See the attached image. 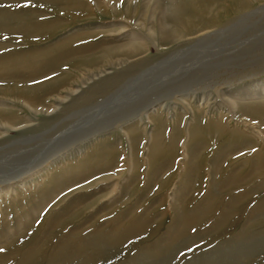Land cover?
Instances as JSON below:
<instances>
[{
    "label": "rangeland",
    "instance_id": "rangeland-1",
    "mask_svg": "<svg viewBox=\"0 0 264 264\" xmlns=\"http://www.w3.org/2000/svg\"><path fill=\"white\" fill-rule=\"evenodd\" d=\"M81 1H83L87 7V10L82 13V16L75 15L73 11L72 13H68L67 11H61L59 10L58 8L59 6L56 3L44 2L43 0L42 1L41 0L40 1L39 0H1L0 1V8L5 9L8 12L11 11H12L11 13L23 12L27 16L35 14L33 18L36 19L37 21L55 23L52 27H49L43 30L42 32L38 33L39 34L38 37H31V36L25 37L23 35L16 36V34L9 35L4 32L0 33V45L3 46L8 45L6 49L3 48L0 50V54L1 55L8 54V55H16V56L24 55L28 57L32 53H35L37 51H42L45 49L50 50V48H51V55L56 53L60 54L65 50L68 51L64 56V59L66 60L70 58V60L72 59L71 62L69 61L66 64L61 65L57 71L49 74L45 78L44 77L42 78L43 80H45L51 77H57L63 74L64 72L65 74L68 73L70 75L69 76L70 78L69 80H67L68 82L67 81L64 82L65 85L64 83L62 84L63 86L67 87V84L69 83H75L79 85L82 84V89L80 88L79 92L80 93L85 92V93L82 95V97L80 96L78 100L76 98L74 99L73 97L71 99L70 97L69 100H67L68 105L64 106L65 108L63 107L62 109L58 110L61 111V116L63 115L65 116L66 114L73 113L75 109H76L75 111H77L80 108H84V107L86 108L87 105L88 106L93 105L98 101H100L101 99H103L107 95V93H111L112 88L101 90L103 88L104 76H99L98 73L104 66L108 65L109 63L111 62L116 63L119 60H123V59L125 60L126 58L125 55L113 54L94 63L84 62L82 65H80L81 63H79L78 57L89 56L99 51L100 49L102 50L106 47H114L124 43L126 39H122L118 36H115L118 33H120V29L121 30L123 29L122 31H124L125 29L127 31L133 30L136 34H139V36L142 35L145 36V34H147L146 32H148V30L151 29V25L152 27L153 25L154 26L156 25L155 24L156 22L153 23V21H149L150 19L149 14L148 16L145 15L144 19L143 17L141 19V15H142L141 12L143 10L144 0H119L117 2H115L114 0H81ZM252 2L253 3H250L247 9L241 11H232V10L228 11L229 13H227L225 18L223 19L224 22L227 23V21L232 20L234 18H238V16L244 14L245 12H254L260 7H262V5L264 6V0H256V1L252 0ZM98 3H103L102 5L105 6L106 8L103 7V9H99L97 7ZM128 6H129V14L127 17H124L125 15L124 11H126ZM116 7L119 9L118 13H116L114 10L116 9ZM135 7L137 8L133 9ZM134 11H136V16L133 15L135 13ZM88 17H90L91 19ZM256 19H260V20L262 19L261 21L259 20L258 22L259 25H255V27L256 26L261 27L263 30L260 28L258 32H264V24L261 23L262 21L264 23V13L254 14L252 21L255 22ZM141 21L144 22L145 24H142ZM250 22L247 25H250L251 24ZM220 26L222 25L220 24ZM255 27L250 29L248 32L250 33L251 31H255L254 30ZM54 30H56V32H54ZM91 31H95V33L92 34ZM263 36L264 33L261 37L263 38ZM65 38L68 40L67 42H64L66 40ZM81 38L82 40H80ZM246 43H248V41ZM148 44H149L147 47L148 55L151 56V58H155L158 55V51L153 46V44L150 43ZM252 45L253 44L251 43L250 44L251 48H253ZM255 45H258V43H256ZM259 47L257 48L256 51V53L259 51L258 54L251 51L250 53H247L245 57H243L242 59L237 60L238 59L237 57H236L237 59L233 58L232 60L228 61V64L222 66L221 67L222 69L219 68L213 71L212 72V75L214 74L213 78L211 80L207 78L206 80L201 82L199 85H197L198 89L199 88L201 90H203L204 88L210 89L213 86H215V84L212 85V87L210 85V82L212 84V82L214 81L217 84L225 81L230 82L233 90H241V89L246 90V88H248L249 86L251 87L255 82L262 81L264 83V50H262V48ZM246 57L248 58L247 60ZM235 61L240 65L238 64L239 65L238 66ZM248 61L250 62L248 63ZM85 64H90V65H85ZM233 64L236 66H234ZM120 67L122 66L121 65L117 66L118 69H120ZM226 69H227V73L225 72ZM208 70L209 67H204L203 69H201L199 74L206 73ZM190 74H192V71L187 73L184 77L190 76ZM219 74L220 76H218ZM219 80L221 81L219 82ZM16 81L19 82V80ZM16 81L15 79H13L8 83H11L12 86L15 84L14 82ZM5 83H7V80H0V86L4 87V85H6ZM57 88L61 89V86L57 85L56 87L53 88L51 93H48L44 96L41 102L32 105L26 101H21L17 99L15 100V97L9 94H4V95L1 94V95L6 96V98H9L13 101H16L15 105L9 104L8 106H6L7 109H10L11 111L14 110L15 114L19 116V118L26 119L29 116L28 118L33 120L34 116L31 113V110L33 111L37 110L38 112H41L48 106L51 107V103H54L52 102V97H53L52 95H57L58 93ZM213 91L215 92V94L213 95L214 96L217 95L215 89H213ZM79 92L76 93L75 96H78L80 94ZM99 95L101 96L98 97ZM215 101H217L216 103L221 102V98H217L215 99ZM177 103L179 104V102L176 101L171 102L172 107L176 106V109H174L175 112L171 111L173 114L172 113L168 114L165 110H161V112H163V118L166 120L165 125L167 126V130H166L167 139L170 136V130L172 126L178 121V119H180L179 118L180 116H183V118L181 119L182 121L180 122L182 134L180 135L179 138L177 152L175 153L177 157L175 159L172 157L171 152L167 151L161 156H158L154 162L151 161L150 148L153 139L151 138L152 132L149 131V129L152 127L150 124H148V126L146 127V125L145 126L143 125L144 122L140 123L139 125L137 124L136 121L132 122L131 127H137L138 125V131H139L138 132L139 134H137L136 136H132V138L128 137L126 132H124L125 128L126 131H128L130 129L129 128L130 126L115 127L113 125L108 127L107 128L108 130H104L102 134L97 136L95 139H92L91 141H88L80 145L79 149L74 150L72 154L70 155L66 154L61 160H59L57 163L54 164V167H51L46 173L42 174L37 179L36 178L33 179L25 189L17 188L18 193L17 192L12 193V191H10L9 193L5 192L3 194V199L1 203V206L3 207L0 206V264H19L24 258V256L29 253L28 251L33 252V250H34V255H33L34 260L32 261L31 264H49L50 260L55 264H154V263L155 264H237L235 257H237V255L240 253V250L241 252L248 251V257H247L248 260L246 259L245 260L246 262L242 261V264L245 263L264 264V243L262 240L264 239L263 237L264 235H262L264 234V230H263L264 223L263 225H261L259 228L256 229L258 231L256 230L254 231V233L261 232L262 234L260 233V235H262V238H260V240H256V237H254V239L250 238L248 240V247H246L245 249L239 250L235 247L233 248L231 242L229 241V239H231L232 235L235 232L240 233L243 227L248 224L247 218L251 214L253 208L255 207L254 205L255 204L257 205L258 203H260V201H264V187L263 190L262 188H259L261 190L259 189L256 190L258 183L264 181V169L262 171L259 170L255 173V176L257 175V178L254 177L252 179L251 176L250 178H248V180H246L245 184H248L250 186L246 185L245 189L247 190L248 193L249 192L250 193L249 196L244 199L243 208L242 210H240L239 213H237L235 217V219L237 218V222H235L236 224L232 228H229L228 225L226 227V224H223V226H219V227L215 226L217 220L216 218L218 217L222 208L218 210L215 209L216 211L213 210L207 214L205 213L206 214L205 216L207 218L205 216H201L202 217L201 220L198 221V223L195 224L192 227V229L188 230L187 237H185L188 241L185 242L181 241L179 243L175 242L176 245L174 247L172 246L173 245L172 241L169 243L171 239L170 235L172 234L171 232H173L171 230V226L173 225L172 223H174V220L176 219L177 216L176 215L177 210H174L173 208L174 206L172 204V198L174 192L176 191L177 185H179L180 183L182 174L184 173L183 171L186 170V166L184 165L185 164L184 162L186 161V155H185V151H183L185 150L183 144L185 143L187 137L186 126L189 119H191L192 117L191 110L183 109L181 105L180 104L178 105ZM193 104L195 105V107L196 106L199 107L196 109H198V111L200 109V113L205 111L204 113L201 114V116L203 115L202 117H203L204 127L208 126V121H209L208 119H210L212 115H213V120H216L218 118V113H219L217 111L218 109L215 108L210 109L209 107H206L203 104L198 106L197 105L198 103L196 101L192 102L191 106H194ZM55 105L56 104H53V106ZM210 111H213V114ZM221 112L226 113L223 109L221 110ZM150 115H151L150 117L152 118L153 117L152 115H154V113H150ZM177 115H179V117ZM166 116L168 117L166 118ZM224 118L225 119L223 120V125H228L229 131H231V133L238 131L240 129L242 131L241 133H243V136L241 137L240 135L235 134V136L237 135V137H234V133H232L233 135L232 134L228 135L227 133L224 134L223 136L218 135V137H215L210 142L206 139V137H203L205 136L204 135L205 133L201 134L203 135L201 136L202 138L200 137V140L203 139L201 147L204 150H202L201 148L200 151L201 153L199 152L198 154V158H200L199 160L201 161V165L200 168H197L196 177H195L197 179H194L191 188L188 190L187 195L185 196L186 198L183 197V199H180L179 202L177 201L179 204L183 203L180 204L181 206L178 204L179 207L177 208L178 209L180 208L183 211L180 212H182V214H185L186 216L189 215L186 213H189V211H193L194 207L200 205L203 199L207 197V194L210 190L209 187L213 186L212 184L213 180L217 181L221 178L224 179V177L227 178L228 177L227 175L229 174L228 172H230L231 169L238 166L239 168H241V171H244L241 174L247 176L252 171L251 168H249L252 167V165H250L251 161H252L251 164L253 165L254 164L256 166L258 164H260L259 166L263 165L264 143L262 141H264L263 138L264 135L260 136L258 134L257 135L254 134L256 135L254 136L246 132L244 128L240 126L237 127L236 124H234L236 122L234 120H230L228 115L227 116L225 115ZM58 120L52 122L55 123ZM34 122L39 123L36 126L37 127L36 132H42V130H45L50 125L47 122V120L39 119L38 121L35 120ZM261 128L262 130H264V125L261 126ZM244 133L247 136H245ZM28 134H32V133L29 132ZM12 135L15 136L16 132H13ZM226 136H228L231 139L228 140L227 139L228 137ZM243 137L245 138V140L243 139ZM216 138L218 139V141L216 140ZM130 140L132 141L130 142ZM133 140L136 142H134ZM214 140L217 141L216 142L217 144H215ZM239 142H244V145L237 149V151L238 150L240 151L235 152L233 155L229 156L228 158H226L224 161L221 162V170L228 168L227 173L223 174L221 172L219 173L213 172V170L211 169L210 160L212 158V155H214L215 151H217L223 145L225 147L234 149L235 148L234 146L237 145V143ZM249 142L251 143L254 142V144L252 145ZM107 144L109 146H107ZM218 144H220L219 145L220 147L217 146ZM131 145L133 146V148L131 147ZM213 149L215 150L213 151ZM260 151H261V156H260L261 158L259 156H255L258 152L260 153ZM109 153H111V155H107ZM129 153L134 155L131 156V154ZM105 156L106 158H104ZM109 156L111 157V159ZM162 156L164 157L165 160L163 159ZM168 158L172 162L171 161L169 162ZM203 160L205 161L202 162ZM206 161L209 163H207ZM149 170L152 172H150ZM110 174L112 175L111 177ZM261 174L263 175V177ZM151 175L153 176L151 177ZM107 177L109 178L110 181L109 184L106 183L108 182L107 180L99 181L100 179ZM258 178H260L259 181H257ZM254 179L256 180L254 181ZM149 180L151 182H149ZM96 181L97 183H95ZM253 182L256 184H254ZM92 183L95 184L92 185ZM161 184H164V186ZM246 187L247 188L250 187V190L247 189ZM74 197L76 198V200ZM227 198L228 197H223L222 195L220 197H217L216 199L217 204L218 202L221 203V201L224 199L223 200L224 202L222 201V203L223 205H225L228 201ZM188 201L191 202L189 203ZM72 202L73 203L77 202L78 204L75 203L74 205ZM120 202L123 204L121 205ZM85 206L88 210L85 208ZM107 206L109 207V209H107L108 208ZM188 206H190L191 208H186ZM122 209L124 211L123 214L125 216L122 214ZM131 209H132V213H130ZM120 212L122 216L120 215ZM212 214H214V216H212ZM138 216H142L144 218L147 217V226L143 230L144 232H141V234L140 233L135 234L133 235V237L132 236L129 237L128 240L123 244L113 246V249L105 248L104 251L102 249V254H99L101 253L100 251L101 249L98 250V247H95L94 249L91 247H87L85 250H83L84 253L83 251H81L79 252L80 254H76V258L72 261L71 260L62 261L61 259H59L61 255H58L59 257H57V254H60L59 247L61 248V246L59 245H61V242L66 241L68 243V241H71L72 238L74 243L75 237L79 239L78 236H80V239L77 244L74 243L75 245H79V242L82 241L83 237H84L83 239L87 238V241L89 240L88 243L93 241V239L96 240V238H99L101 241H104L105 237L103 235H107V233H110L114 227H119V230L122 229L121 231H124L125 229L123 230V228H125V225L128 223L132 224L134 220L137 219ZM253 216H256V213ZM131 217H133V219ZM120 219H122V221H125L126 223L124 222L123 225H118ZM251 222L262 223L264 222V216L258 219L256 218ZM249 228L250 227H247L246 229L248 230ZM100 231L103 233H101ZM207 231L210 233H207ZM72 232L74 235L72 234ZM95 233H97V237ZM93 234H95L94 235L95 237L93 236ZM62 237L65 240L62 241L61 240ZM66 237L69 238L67 239ZM77 239H75V241ZM166 243H167V247H166ZM228 243L232 248L229 246ZM162 245L163 247H161ZM32 246H34V248ZM159 247H161L160 249L163 250L159 249L158 251ZM72 248L73 249L71 250L73 253L75 249L74 247ZM55 249H56V254H55ZM71 250L69 252H71ZM152 250H156L157 252L156 253L154 252L153 254ZM62 251L63 248L61 249V252ZM93 251L96 252L94 253ZM166 251H169V253ZM228 251H232L233 255L228 257L227 256ZM53 252H54V256L56 255L58 259L56 257L54 258V256L52 257L53 259L50 258ZM46 253H48L47 254L48 257ZM146 253L149 254L150 258ZM152 254L154 255V257ZM166 254H168L169 256H165ZM80 255L82 257H80ZM156 255L157 257H155ZM90 259L92 261H90Z\"/></svg>",
    "mask_w": 264,
    "mask_h": 264
},
{
    "label": "bare ground",
    "instance_id": "bare-ground-1",
    "mask_svg": "<svg viewBox=\"0 0 264 264\" xmlns=\"http://www.w3.org/2000/svg\"><path fill=\"white\" fill-rule=\"evenodd\" d=\"M43 1L50 2V3H56L59 6L58 7L59 10L67 11L68 13H72L73 11V13L77 16H80V15L82 16V13L87 10L85 3L81 0H43ZM114 1L117 2L119 0H114ZM250 3H253L252 0H144L143 10L141 12L142 13L141 19L142 17L144 19L145 18L144 16L145 15L148 16L149 14L150 15L149 21H153V23L156 22L155 26L153 25L152 27L151 25V29L148 30V32H146L147 34H145V36L143 35L139 36V34H136L133 30L127 31L125 29L124 31H122L123 29L122 30L120 29V33H118L115 36H118L122 39H126L124 43L114 46V47H106L102 50L100 49L99 51L89 56L78 57L79 63H81L80 65H82L84 62L94 63L96 61L102 60L103 58H106L107 56H110L113 54H120V55L126 56L125 60L124 59L119 60L116 63L111 62L108 65L104 66L98 73L99 76H104L103 88L101 90L112 88V92L107 93V95L103 99L100 98L101 100L98 101L97 103L90 105V106L87 105L86 108L85 107L80 108L77 111H75L76 110L75 109L74 112L72 111L73 113L66 114L65 116L64 115L61 116V111H58V110L68 105L67 100H69L70 97L71 99L73 97L74 99L76 98L77 100L79 99L80 96L82 97V95L85 93V92L84 93L79 92L80 88L82 89V84L79 85L75 83H69L67 84V87L63 86L62 84L66 82L67 80H69L70 78L69 77L70 75L68 73L65 74L64 72L63 74L57 77H51L45 80H43L42 78L43 77L45 78L49 74L57 71L61 65L66 64L69 61L71 62L72 59L70 60V58L66 60L64 59V56L66 55L68 51L65 50L61 52L60 54L56 53V54L51 55V48H50V50L45 49L42 51H37L35 53H32L28 57L24 55L16 56V55H8V54L1 55L0 54L1 55L0 56V80H7V83H5L6 85H4V87L0 86V206L2 203V199H3V194L5 192L9 193L10 191H12V193H16L17 188L25 189L27 185H29L33 179L35 178L37 179L42 174L46 173L51 167H54V164L57 163L59 160H61L66 154L68 155L72 154L74 150L79 149L80 145L88 141H91L92 139H95L97 136L101 135L104 130H108L107 128L113 125L115 127L130 126L129 127L130 129L126 131V128H125L124 132H126L128 137L132 138V136H136L137 134H139L138 125L140 123L144 122L143 125L144 126L146 125V127L148 126V124H150L152 127L149 129V131L152 132L151 138L153 139L151 142V148H150L151 149L150 150L151 161L154 162L158 156H161L167 151L171 152L172 157L175 159L177 157L175 153L177 152L179 138H180V135L182 134L180 122L182 121L181 119L183 118V116L179 117V115H177L180 119H178V121L172 126L170 130V136L167 139V136H166L167 126L165 125L166 120L163 118V112H161V110H165L168 114H171L172 113L171 111H174V109H176V106L172 107L171 102L176 101V102H179V104L181 105L183 109L191 110L192 117L191 119H189L187 123V126H186V136L187 137H186L185 143L183 144L184 149H185L183 151H185V155H186V161L184 162L185 163L184 165L186 166V170L183 171L184 173L182 174L180 183L179 185H177L176 191L174 190L175 192L172 198V204L174 206L173 208L174 210H177L176 212L177 216H176V219L174 220V223H172L173 225L171 226V230L173 232L170 231L172 234L170 235L171 239L169 243L172 241V244H173L172 246L174 247L176 245L175 242L179 243L181 241H184V242L188 241L185 238L187 237L188 230L192 229V227L195 224H197L198 221L201 220L202 218L201 216H205L207 213L213 210L216 211L220 208H222V210L220 211L218 217L216 218L217 220H216L215 226L219 227V226H223V224H226V227L228 225L229 228H232L236 224L235 222H237V218L235 219L237 213H239L240 210H242L243 208L244 199L247 198L250 193V192L248 193L247 190L245 189L246 185L250 186L248 184H245L246 180H248V178H250L251 176H252L251 177L252 179L254 177L257 178V175L255 176V173L259 170L262 171L264 169V159L263 158H262L263 165L261 166H259L260 164H258L257 166L255 164L253 165L251 164L252 163L251 161L250 165H252V167H249V168H251L252 171L247 176L241 174L244 171H241V168H239L238 166V167L231 169L230 172H228L229 174L227 175L228 176L227 178L224 177V179L221 178L217 181L213 180V183H212L213 186L209 187L210 190L207 194V197L205 196L206 198L203 199V201L201 200L202 202L200 203V205H198L197 207H194L193 211H189V213H186L189 215L186 216L185 214H182L183 211L180 208L178 209L177 207H179L178 206L179 200L183 199V197L187 195V192L191 188L194 179H197L195 178L197 168H200V165H201V161L199 160L200 158H198V154L202 148L201 144H202L203 139L200 140V137L203 136L201 135L202 133H205L204 134L205 136L203 137H206V139L210 142L215 137H218V135L223 136L224 134H227V133L228 135L234 133V137H237V135L235 136V134H238L242 137L243 133H241L242 131L240 129L238 131L231 133V131H229L228 125H223V120L225 119L224 117L225 115L226 116L228 115L230 120H234L236 122L234 124H236L237 127L240 126L244 128L246 132L252 135L254 134L256 135L258 134L260 136L264 135V130H262L261 128V126L264 125V83L262 81L255 82L251 87L249 86L248 88H246V90H242V89L233 90L231 87L232 86L231 83L226 82L225 79H224L225 82H222L219 84H217L215 81H214L215 83L212 82V84L210 82L211 87L212 85L215 84V86H213L210 89L204 88L203 90H201L199 88L200 89L199 91L198 86H197L201 82L206 80L207 78L211 80L214 76V74L212 75V72L215 71L216 69L221 68L222 66H225V64H228V61L232 60L233 58L237 57L238 59L237 58L236 59L239 60L245 57V55L247 53H250L251 51L256 53L257 48L260 45H261L260 47L262 48V50H264V36L263 38L261 37L264 32H258L261 27H257V26L255 27V25H259L258 22L260 19H256L255 22L252 21L254 14L264 13L263 5L262 7H260L254 12L244 11L245 12L244 14H241L240 16H238V18H234L232 20L227 21V23L224 22L223 20L225 16L227 15V13H229L228 11L230 10L241 11V10L247 9ZM102 4L103 3H98L97 7L99 9H103V7L105 6H103ZM136 8L137 7L133 9H136ZM114 10L116 13L119 12V9L117 7ZM11 12H8L7 10L0 8V33L4 32L9 35L16 34V36L23 35L25 37H30V36L38 37L39 36L38 33L42 32L43 30L49 27H52L55 24L54 22L37 21L36 19L33 18L35 14L27 16L23 12H15V13H11ZM134 12L135 13L133 15L136 16V11ZM124 13H125L124 17H127L129 14V6L127 7L126 11H124ZM249 22L252 25L251 24L247 25ZM261 23L264 24L263 21ZM142 24H145V23L142 22ZM220 24L222 26H220ZM253 27H255L254 28L255 31H251L249 33L248 31L252 29ZM54 32H56V30H54ZM91 32L92 34L95 33V31H91ZM100 33H103V32H100ZM80 40H82V38ZM67 41L68 40L66 39L64 42H67ZM247 41L248 43L249 42L250 43L249 44L246 43ZM148 43L153 44V46L158 51V55L155 58H151V56L148 55V48H147L149 45ZM251 43L253 44L252 45L253 48L250 47ZM256 43H258V45H255ZM7 46L0 45V50L3 48L6 49ZM258 52L256 54H258ZM247 59L248 58L246 57V60ZM249 62L250 61H248V63ZM238 64L239 63H237V65ZM85 65H90V64H85ZM118 65H121L122 67L118 69L117 68ZM204 67H209V70L206 73L199 74L201 69H203ZM191 71H192V74H190V76L184 77L187 73ZM225 72L227 73V69ZM218 76H220V74ZM13 79H15V81L19 80V82L16 81L14 82L15 84L11 86V83H8V82L12 81ZM220 81L221 80H219V82ZM57 85L61 86V89L57 88L58 89L57 95H52L53 96L52 102L54 103H51V107L48 106L41 112H38L37 110L33 111L30 109L31 113L34 116L33 120L28 118L29 116L26 119L19 118V116L15 114L14 110H13L14 111L13 113V111H11L10 109H7L6 106H8L9 104L15 105L16 101H13L9 98H6V96L1 95V94L3 95L9 94L11 96H14L15 100L17 99L21 101H26L32 105V104H37L41 102L44 96L48 93H51L53 88L56 87ZM213 89H215L217 93V95L215 96L213 95L215 94ZM78 92L80 94L78 96H75V94ZM100 96L101 95H99L98 97ZM217 98H221V102L216 103L217 101H215V99ZM195 101L198 103L197 104L198 106L203 104L206 107H209L210 109L211 108L218 109L217 110L219 112L218 118L216 120H213V115H212V117L208 119L209 121H208L207 127L203 126V117H202L203 115L201 116V114L204 113L205 111L200 113V109L199 111L198 109H196L199 107L197 106L195 107L194 104H193L194 106H191L192 102H195ZM53 104H56V105L53 106ZM222 109L226 113H222L221 112ZM210 112L213 114V111H210ZM150 113H154V115H152L153 116L152 118L150 117L151 116ZM167 117L168 116H166V118ZM37 119L47 120V122L50 124L49 127H47L45 130H42V132H36V128H37L36 126L39 123L34 122V121L35 120L38 121ZM55 120H58V121L53 123ZM134 121L137 122L138 124L137 127H131V124ZM13 132H16L17 136L16 135L13 136L12 135ZM29 132H31L32 134H28ZM227 139L230 140L231 138L228 137ZM243 139L245 140L244 137ZM216 140L218 141L217 138ZM131 141L132 140H130V142ZM217 141H215V144H217L216 143ZM262 142L264 143V141ZM239 143H237V145L234 146L235 147L234 149L225 147L224 145L220 147L219 146L220 144L217 145L220 148L218 150L216 149L217 151H215L214 155H212V158L210 160V163H211L210 165H211V169L213 170V172H217V173L221 172L223 174L227 173L228 168L221 170V162L224 161L229 156L233 155L235 152L240 151V150L237 151V149L239 147H242L244 145V142H239ZM212 144H213V141H212ZM251 144L253 145L254 142ZM132 145L131 147L133 148ZM107 146L109 145L107 144ZM102 147H103V144H102ZM204 148H205V145H204ZM202 150L204 149L202 148ZM214 150L215 149H213V151ZM107 155H111V153ZM132 155L134 154H131V156ZM255 156L260 157L261 151L260 153L258 152ZM104 158H106V156ZM170 161L171 160H169V162ZM204 161L205 160H203L202 162ZM111 176L112 175L110 174V177ZM152 176L153 175H151V177ZM259 179L260 178H258L257 181H259ZM105 180L108 181L106 182L107 184L110 183L108 177L102 178L99 181H105ZM255 180L256 179H254V181ZM149 182L151 181L149 180ZM95 183H97V181ZM95 183H92V185ZM161 185L164 186V184H161ZM263 187H264V181H262L261 183H258L256 190H258L259 188H262L263 190ZM247 189L250 190V187ZM221 195L223 197H228L227 198L228 201L225 205H223L222 203L224 199L221 201V203L218 202L217 204L216 199L217 197H220ZM75 203L73 204L75 205ZM122 204L123 203H121V205ZM180 204H183V203H180ZM254 206L255 207L253 208L251 214L247 218L248 224L243 227L240 233L235 232L232 235L231 239H229L233 248L235 247L239 250L245 249L246 247H248V240L250 238L254 239V237H256V240H260V238H262V235H264L261 232L254 233V231L257 228H259L261 225H263L264 222L262 223L261 222H256V223L251 222L252 220L256 218L258 219L264 216V201H260V203H258L257 205L255 204ZM186 208H191V207L188 206ZM107 209H109V207ZM187 210H190V209H187ZM130 211H131L130 213H132V209ZM123 212L124 211L122 209V214ZM255 213H256V216H253ZM120 215H121V212H120ZM212 216H214V214H212ZM131 218L133 219V217ZM122 219H120L118 225H123L125 221H122ZM249 223H250V226H249ZM114 225H117V224H114ZM146 226H147V217L144 218L142 216H138L137 219L134 220L132 224L128 223L125 225V228H123V230L125 229L124 231H121L122 229L119 230V227H114L110 233H107V235L102 234L105 237L104 241H101L99 238H96V240L93 239V241L88 243L89 240L87 241V238L83 239L84 238L83 237L82 238L83 242L81 241L79 242V245H75L74 243L76 244L78 243L80 236H78L79 239L75 237V239H77L76 241L73 238L74 243H73L72 238H71V241H68V243L65 241L66 242L65 243L63 241L65 239H63L62 237L61 240L63 242H61V245H59L61 246V248L59 247L60 254H57V257H59L58 255H61L59 259H61L62 261H68V260L72 261L76 258V254H80L79 252L85 250L87 247H91L93 249L95 247H98V250L101 249L100 250L101 253L99 254H102V249L103 251L105 250V248L113 249V246L123 244L124 242L128 240L129 237L131 236L133 237V235L135 234H138V233L141 234V232H144L143 230L146 228ZM247 227H250V228L247 230L246 229ZM212 230H213V227H212ZM207 233H210V232L207 231ZM260 233L262 235H260ZM95 234L97 237V233ZM95 234H93V236ZM262 240L264 243V239ZM29 241H32V240H29ZM167 243H166V247H167ZM32 247L34 248V246ZM72 247H74L75 249L73 253L71 250L73 249ZM161 247H163V245ZM161 247L158 248V251ZM62 248H63V251L61 252ZM70 250L71 252H69ZM160 250H163V249H160ZM169 251H166V252L169 253ZM28 252L29 253L27 255L23 254L25 256L19 264H31L32 263V261L34 260L33 259L34 250L33 252L31 251H28ZM152 252L154 254V252L156 253L157 251L152 250ZM47 254L48 253H46V255ZM55 254H56V249H55ZM81 255L80 257H82ZM147 255L149 256V254ZM150 255H151V252H150ZM232 255H233V252L228 251L227 256L229 257ZM53 256H54V252L53 254H51L50 258L53 259L52 258ZM165 256H169V255L166 254ZM55 257L56 255L54 256V258ZM155 257H157V255ZM161 257H164V256H161ZM247 257H248V251L241 252L240 250V253L237 255V257H235L237 264H242V261L246 262L245 260L247 259ZM90 261L92 260L90 259ZM49 262H50L49 264H55L51 262V260Z\"/></svg>",
    "mask_w": 264,
    "mask_h": 264
}]
</instances>
